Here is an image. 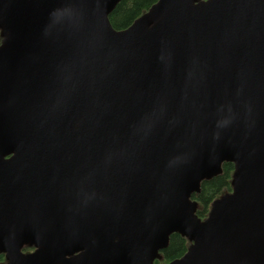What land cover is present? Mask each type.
I'll use <instances>...</instances> for the list:
<instances>
[{"label":"water","instance_id":"1","mask_svg":"<svg viewBox=\"0 0 264 264\" xmlns=\"http://www.w3.org/2000/svg\"><path fill=\"white\" fill-rule=\"evenodd\" d=\"M122 1L0 0V254L154 264L179 234L169 264H264V0H159L119 31Z\"/></svg>","mask_w":264,"mask_h":264},{"label":"trees","instance_id":"2","mask_svg":"<svg viewBox=\"0 0 264 264\" xmlns=\"http://www.w3.org/2000/svg\"><path fill=\"white\" fill-rule=\"evenodd\" d=\"M159 0H123L110 15L112 26L116 30H124L130 27L138 18L145 14ZM234 165L225 163L222 167V173L209 181L201 184L199 194L193 196L198 202L199 207L197 215L202 220L207 218L212 203L226 193L232 191V177ZM190 242L180 236L173 234L170 237L169 246L162 252V259L156 260L154 264H168L181 258L187 252Z\"/></svg>","mask_w":264,"mask_h":264},{"label":"flooded vegetation","instance_id":"3","mask_svg":"<svg viewBox=\"0 0 264 264\" xmlns=\"http://www.w3.org/2000/svg\"><path fill=\"white\" fill-rule=\"evenodd\" d=\"M33 252H35L34 247L24 246L21 248V254L23 256L29 255ZM0 264H9V260L7 259L6 254H0Z\"/></svg>","mask_w":264,"mask_h":264}]
</instances>
